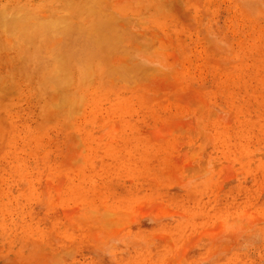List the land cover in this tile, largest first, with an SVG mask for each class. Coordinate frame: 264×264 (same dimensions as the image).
Masks as SVG:
<instances>
[{
	"label": "rangeland",
	"instance_id": "rangeland-1",
	"mask_svg": "<svg viewBox=\"0 0 264 264\" xmlns=\"http://www.w3.org/2000/svg\"><path fill=\"white\" fill-rule=\"evenodd\" d=\"M21 2L0 0V264H264V0Z\"/></svg>",
	"mask_w": 264,
	"mask_h": 264
},
{
	"label": "bare ground",
	"instance_id": "bare-ground-1",
	"mask_svg": "<svg viewBox=\"0 0 264 264\" xmlns=\"http://www.w3.org/2000/svg\"><path fill=\"white\" fill-rule=\"evenodd\" d=\"M21 3L24 4V0H23V2H21ZM92 3H93V1H92ZM92 3H91V5H92ZM19 6H20V5H19ZM0 8H2V7H0ZM4 10L6 11V9H4ZM1 11H2V9H1ZM11 11H12V10H10V13H11ZM18 11H20V10H18ZM13 12H15V11H12V13H13ZM23 12H24V11H23ZM23 12H22V13H23ZM31 12H32V11H31ZM17 13H18V12H17ZM25 13H26V11H25ZM100 13H101V11H100ZM1 14H2V13H1ZM3 14H4V13H3ZM5 14H6V13H5ZM5 14H4V15H5ZM8 14H9V13H8ZM18 14H20V13H18ZM33 14H34V12H33ZM102 14H103V13H102ZM9 15H10V14H9ZM14 15H15V13H14ZM16 15H17V14H16ZM23 15H24V14H23ZM5 16L7 17L8 15L6 14ZM11 16H12V15H11ZM21 16H22V15H21ZM29 16H30V15H29ZM29 16H28V19H27L28 22H29L30 20H32V17H29ZM2 17H3V16H1V18H2ZM1 18H0V19H1ZM4 18H5V17H4ZM29 18H30V20H29ZM38 18H39V17H38ZM58 18H59V17H58ZM2 19H3V18H2ZM21 19H22V18H21ZM25 19H26V18H25ZM36 19H37V17H36ZM39 19H41V18H39ZM39 19H37L36 21H38ZM49 19H50V18H49ZM49 19H48V20H49ZM27 20H25V21H27ZM46 20H47V19H46ZM46 20H45V21H46ZM48 20H47V21H48ZM55 20H56V21H57V20L59 21V20H63V19L59 18V19H54V21H55ZM3 21H4V20H3ZM49 21H50V20H49ZM4 22H5V21H4ZM30 22H31V21H30ZM30 22H29V23H30ZM62 22H63V21H62ZM62 22H61V23H62ZM2 23H3V22H2ZM31 23H35V22H34V19H33V21H32ZM3 24H4V23H3ZM3 24H0V27H1L0 30L3 29L2 31H4V29H5L4 27L1 26V25H3ZM37 24H38L37 26H39V25L42 24V25L39 26V27H44L43 25H46V24H44V22L42 21V19H41V24L39 23V21H38ZM50 24L52 25V23H50ZM51 25H50V27H48V25H46V26L48 27V30L51 28ZM59 25H61V24L59 23ZM3 26H4V25H3ZM26 26H27V25H26ZM34 26H35V24H34ZM34 26H33V27H34ZM37 26H35V27H34L35 29H34V28H33V29H34V30L39 29V28H37ZM52 26H53V25H52ZM47 27H46V28H47ZM28 28H29V27H28ZM46 28L44 27V29H46ZM54 28H55V30H56V27H54V26H53V28L50 29V33H51L52 35H53V33H54V35H56L55 32H57V31L54 30ZM59 28H60V26H59ZM61 28H62V27H61ZM24 29H25V28H24ZM44 29H43V30H44ZM69 29H70V28H69ZM10 30H11V29H10ZM10 30H9L10 34H11V33L13 34L14 32H15L16 34H17V33L19 34V32H17L16 29H14V28H13V30H15V31H12V30L10 31ZM22 30H23V29H22ZM43 30H42V28L40 29V31H43ZM52 30L55 31V32L52 33V32H51ZM70 30L72 31V29H70ZM25 31H26V30H25ZM27 31H28V30H27ZM29 31H30V29H29ZM40 31H37V32H40ZM67 31H68V30H67ZM4 32H7V33H8V31H4ZM32 32H33V30H32ZM32 32H27V33H32ZM35 32H36V31H35ZM35 32H34V33H35ZM44 32H47V31L44 30ZM62 32H63V31H62ZM62 32H61V33H62ZM77 32H78V31H77ZM82 32H84V31H82ZM15 33H14V34H15ZM48 33H49V31L47 32V34H45V33L42 32V34H44V35H46V36L49 35ZM58 33H59V31H58ZM58 33H57V34H58ZM67 33H68V32H67ZM69 33H70V32H69ZM69 33H68V34H69ZM8 34H9V33H8ZM14 34H13V35H14ZM37 34H38V33H36V36H35L36 39H37ZM40 34H41V32H40ZM40 34H38L39 37H40ZM42 34H41V35H42ZM51 34H50V35H51ZM62 34L64 35V33H62ZM72 34H73V33H72ZM77 34H78V33H77ZM83 34H84L85 36H84ZM83 34H82V36H84V37L87 36L86 33H83ZM20 35H21V34H20ZM29 35H30V34H29ZM65 35H66V32H65ZM79 35H80V34H79ZM88 35H90V36L92 37L91 34L88 33ZM31 36H32V39H31V40L33 41V39H34L33 36H34V35H31ZM68 36H70V35H68ZM16 37H17V35L14 36V38H16ZM48 37H49V36H48ZM48 37H47V38H48ZM54 37H55V36H54ZM54 37L51 36L50 38H52V39H49V40L52 41V40L54 39ZM60 37H62V36L59 34V37H58V38H60ZM66 37H67V36H66ZM66 37L63 36L64 39H65ZM72 37H74V35H73ZM84 37H83L82 39H84ZM91 37L88 36V38H87V39L85 38V40L89 42V41H91V39H92ZM14 38H12V39L15 40ZM20 38H22V36H21ZM63 38H60V39L63 40ZM80 38H81V36H80ZM89 38H91V39H89ZM17 39H19V38H16V40H17ZM27 39L30 40V36H29ZM13 40H12V41H13ZM20 40H21V39H19L18 42H17V41L14 42V44H15L16 42L18 43V44H15L17 47H19V45H20L19 43H21V42L23 43V41H22V40L20 41ZM28 40H26V42H29ZM37 40H40V41H41V39H37ZM55 40H56V39H55ZM57 40H58V39H57ZM57 40H56V42H57ZM85 40H84V41H85ZM32 41H30L31 44H29V43H27V44H28V45H32ZM35 41H36V40H35ZM59 41L61 42V40H59ZM59 41H58V42H59ZM63 41H64V40H63ZM63 41H62V42H63ZM36 42H37V41H36ZM62 42H61V44H60V43H59V44L57 43V44H58V45H62V44H63ZM3 43H4V42H3ZM10 43H11V42H10ZM22 43H21V45H24L25 42H24L23 44H22ZM39 43H40V42H37L36 44H39ZM42 43H43V39H42ZM42 43H41V46H42ZM52 43L54 44V41H52ZM11 44H12V43H11ZM27 44L25 45L26 47H27ZM33 44H34V43H33ZM36 44H35V47H36V48L34 47V45L31 46L33 49L35 48V49H34L35 52L39 49V48L37 47L38 45L36 46ZM57 44H56V45H57ZM0 45H3L2 42L0 43ZM21 45H20V49L22 48ZM39 45H40V44H39ZM54 45H55V44H54ZM56 45H55V47H56ZM50 46H51V45H50ZM52 46H53V45H52ZM39 47H40V46H39ZM60 47H62V46H60ZM27 48H30V47L28 46ZM32 48H30V49H32ZM37 48H38V49H37ZM53 48H54V47H51V50H52ZM23 49H24V47H23L21 50L23 51ZM30 49H29V50H30ZM36 49H37V50H36ZM40 49H42V48H40ZM55 49L57 50V47H56ZM24 50H25V49H24ZM42 50H43V49H42ZM53 50H54V49H53ZM59 50H60V49H59ZM25 51H26V50H25ZM31 51H32V50H31ZM39 51H40V50H39ZM32 52H33V51H32ZM35 52H33V53L35 54ZM40 52H42V51H40ZM54 52H55V53H53V54H56V51H54ZM61 52H63V51H61ZM58 53L60 54V52H58ZM41 54H42V53H41ZM53 54L51 55V56H52V59L56 57V56L53 55ZM32 55H33V54H32ZM34 56H35V55H33V57H34ZM45 56H47V59L50 58V57L48 56V54L45 55ZM54 56H55V57H54ZM41 57L43 58V56H41ZM41 57H39V59H38L39 61L41 60ZM60 58H62V57H60ZM60 58H59V59H60ZM47 59H46V60H47ZM56 59H58V56H57ZM26 60H27V59H26ZM44 60H45V58H44ZM23 62H25V61H23ZM26 62H27V61H26Z\"/></svg>",
	"mask_w": 264,
	"mask_h": 264
}]
</instances>
